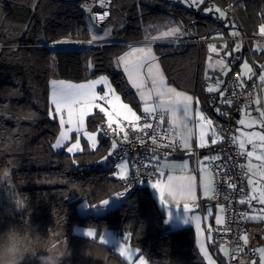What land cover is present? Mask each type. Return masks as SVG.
Returning <instances> with one entry per match:
<instances>
[{
  "label": "trees",
  "instance_id": "trees-1",
  "mask_svg": "<svg viewBox=\"0 0 264 264\" xmlns=\"http://www.w3.org/2000/svg\"><path fill=\"white\" fill-rule=\"evenodd\" d=\"M214 3L221 8L230 5L248 36H254L264 22V0ZM164 12L187 19L196 17L198 38H209L214 28H225L223 19L201 15L167 0H115L106 25H110L112 40L117 42L53 47L52 43L62 40L89 41V18L76 3L0 0V174L8 170L16 186V192L0 196V231L9 224L38 231L50 244L71 252L64 264H129L99 242L103 230L114 232L137 248L138 257H144L149 264H205L192 229L165 230L164 213L148 186L138 188L103 215L78 214L79 201L98 205L121 188L120 179L102 168L100 162L105 155L109 160L110 141L99 136L95 150L83 141V150L73 155L51 147L59 125L49 115L50 81L82 82L107 75L121 99L137 107L133 92L114 63L126 51L127 42L142 39L143 26ZM153 48L168 82L194 92L200 106L212 113L196 77L203 57L201 43H156ZM258 58L264 61V52ZM216 106L219 111L228 109L218 102L213 109ZM98 118V114L89 117L88 127H95ZM75 225L97 230L96 237L73 235Z\"/></svg>",
  "mask_w": 264,
  "mask_h": 264
},
{
  "label": "snow or ice",
  "instance_id": "snow-or-ice-1",
  "mask_svg": "<svg viewBox=\"0 0 264 264\" xmlns=\"http://www.w3.org/2000/svg\"><path fill=\"white\" fill-rule=\"evenodd\" d=\"M100 7H106L108 0H98ZM189 6H196L204 3V0H187ZM85 9L91 13V6L88 4L84 5ZM207 11H215L219 13L218 18H224L225 12L219 8H208ZM109 13L107 11L102 14H93L90 16V20L92 21H104L107 18ZM259 32L262 36H264V25H261L259 28ZM182 30L180 26H172L168 29V31L161 33L160 37L153 36L152 41L159 40L161 38L166 37H178L182 35ZM233 35H237V33H233ZM103 39L102 36L93 34L91 39L88 41L89 44L93 43L96 40ZM145 40L148 41V37H145ZM56 43H68L67 40L57 41ZM239 45L236 46V51H239ZM210 52H217V47L215 45L209 46ZM212 58L209 57V60ZM118 66H122L125 74L128 77V81L131 86L137 90V93L140 96L141 101L144 102L143 113L144 116L141 117L137 115L135 111L127 104L121 101V97L116 94L114 88H112L111 84L108 82L107 77L101 76L98 80H91L87 84H70L65 81H57L53 80L52 84V93H51V103L54 105V108L50 109L49 115L56 119L59 117V126L60 132L59 137L55 140V143L51 145L54 149H61L65 146V141L69 139V133L72 131H76L77 133L84 130V124L86 117L92 115L93 109H99V112L103 113L105 117H107V126L108 129L124 133L123 140L125 142L128 141V132L125 130V127L120 123V120H125L128 122V125L131 126L133 131L144 132L145 129H153V124L149 122L150 119H157L160 124L164 122V114L170 113L173 118L179 114L182 119L176 121L173 119L169 127L175 128L179 127L182 131L176 134V137L170 141L168 144L158 145L159 147L164 148H173L181 147L184 149H191L192 145L189 140L191 137V131L188 129L185 121L189 117V114L192 109V104L194 98L190 95H187L183 92L177 91L175 88L168 85L163 72L160 69L158 63V57L153 52L151 47V42L145 44L144 47H131L130 50L124 55L120 56L117 60ZM219 66L221 69L226 67L224 61L221 59L216 61V64H210V68H214ZM89 67H92L91 63ZM147 67V77L144 76L143 70ZM243 69L247 70V73H253L252 67L248 65L247 62L243 64ZM251 78V76L249 77ZM209 79H211L209 77ZM261 82H264V74L259 76ZM103 84L107 91L103 92V95H100L95 91V86L97 84ZM221 81H217V87H208L209 92H215L219 90V84ZM223 95V92H221ZM157 99H154L153 97ZM105 101V104L108 107L98 103V101ZM231 104V101H226ZM198 103V101H196ZM259 103V101H257ZM111 109V110H109ZM260 112L259 121L254 119H249L247 116L245 119L239 121L241 125L245 127H252L254 124L259 122L261 126H264V110L257 109ZM65 113L67 118H65ZM195 116L200 121L199 128V143L198 146L200 148H204L207 146V140L205 137L207 136L208 129L213 125V121L211 119H207L199 109L195 110ZM143 119L144 123L141 125L140 121ZM69 125L68 129L65 130V125ZM113 124L116 125V129H113ZM74 126V127H73ZM87 139L89 140L91 147L93 149L96 148L97 140L96 134L85 132L84 133ZM118 134V133H117ZM144 135H148L147 132H144ZM212 144L217 143V139L219 138L216 134L215 129H212ZM244 139H240L238 137H233V143H238L239 148L241 150V154H243V150L245 149V144H252L253 150L248 151L246 153L249 158V163L247 165V172L251 173L253 176H259L261 181H264V133L260 132H250V133H242ZM151 141L153 144H157V137L155 135L151 136ZM165 137H161L164 139ZM259 140L260 144L257 145L254 141ZM143 143V141H142ZM118 144L117 141H113L111 148L113 150L117 149ZM259 147L261 151L257 154L256 149ZM80 144L79 136L76 137V142L71 144V146L67 147L68 153H74L76 151H82ZM109 156L113 155L112 151H109ZM255 157L257 161L261 163L259 165H254L251 162V158ZM107 159V157H105ZM205 159L216 160L219 157H205ZM201 183L200 186L202 188L203 194L207 197H211L216 193V189L213 186L212 182V173L208 170L206 166H203V162H201ZM121 169V173L123 175H127L128 162L124 161L123 163L117 165ZM172 167V166H170ZM242 168L244 166H241ZM187 168V162L181 166V171H184ZM122 175V178H123ZM165 176L164 171H158L157 178L155 182L151 183V188L155 190L158 194L159 202L161 205H170L173 202H179L178 198L183 199L185 202L183 204V212L186 214L184 223H191L192 221H196V227L198 231L200 230L198 216H189L188 213L191 212V208L189 206L188 201H195V177L192 176H180L176 177L173 174H168L167 179L162 180L161 178ZM247 183L252 188V194L248 196L247 201L241 199L240 203H251L253 200H258V203L264 205V184L258 183L254 181L252 178H248ZM229 188L235 189L236 185L229 183ZM258 192V195H257ZM120 196L123 193L119 194ZM103 204L105 206L109 205L108 200H104ZM169 217L171 207L168 208ZM223 211V208H221ZM261 212L264 213V209H261ZM242 217L250 218V219H261L264 220V214L259 217H247L246 213H241ZM216 223L222 224L223 218L221 216H216ZM85 235L89 237H95V233L93 231H87ZM211 238V237H209ZM127 239V237L125 238ZM244 244L247 245L249 242V237L247 235H243L241 237ZM101 243H106V240L103 237H100ZM201 252L203 253L205 259L209 261V264H214L211 257L208 255L207 250L204 248V245H200ZM120 254H124V245L121 244L119 248ZM254 251L259 252L261 258V264H264V247H260L255 249ZM227 254V253H226ZM131 257V253L129 254V258ZM140 264H144V258L140 257ZM255 264V261H253Z\"/></svg>",
  "mask_w": 264,
  "mask_h": 264
},
{
  "label": "built area",
  "instance_id": "built-area-1",
  "mask_svg": "<svg viewBox=\"0 0 264 264\" xmlns=\"http://www.w3.org/2000/svg\"><path fill=\"white\" fill-rule=\"evenodd\" d=\"M77 4L78 8L90 19L93 14H102L107 11L108 17L104 21H92L97 29H102L111 16L112 8L115 7V0H108L106 7H100L98 0H70ZM215 0H207V3H214ZM91 6L89 13L84 5ZM225 16L228 21L233 24L238 38L241 40V53L251 56V44L254 36H248L244 33L238 18L235 15L233 8L230 5L223 7ZM125 19V15L121 14ZM185 23L182 39H174L171 44L205 42L198 38L196 32V17L187 19L179 18ZM117 41H107V43H115ZM240 55L234 57L235 62H239ZM251 78H242L237 72L232 71L223 82L220 93L218 95L209 92L208 82L203 84V96L206 105L211 108L213 114L212 128L219 135V143L214 147V157L219 159L211 160L208 170L212 173L213 186L216 193L209 197V201L223 208L222 224H213L210 236H207V246L218 264H251L257 257V252L254 251L260 247H264V227L253 225L248 218L242 217L241 213H246V207L240 203L241 199H245L247 191V169L242 164L243 154L236 143H233L232 138L235 137L236 122L240 113L246 109H254L256 106L259 72L260 67H253ZM223 92V95H221ZM222 100L228 107L229 111L225 117L214 113V105ZM226 101H231V104ZM141 117L144 113L140 114ZM153 124V129H145L148 135L144 132L133 131L127 121L120 122L128 132V141L123 140L124 133L117 129L113 131L108 129L107 120L100 117L95 121V127L98 134L105 140L111 143L117 141L118 147L112 150L113 155L109 158L107 170L111 172L117 171V165L123 161H128L130 165L129 173L123 179H120L121 188L115 193L118 200H123L138 188L148 186L155 182L158 175L157 163L163 159H170L180 156L184 149L181 147L164 148L158 145L168 144L172 141L176 134L164 124H160L157 119H150ZM143 119L140 121L142 125ZM113 129L116 125L113 124ZM118 133V134H117ZM157 137V144H153L151 136ZM161 137H165L161 139ZM143 141V143H142ZM247 151H251L252 147H246ZM198 153L194 149V154ZM241 166H244L243 168ZM229 183L235 184V189L229 188ZM123 193L122 196L119 194ZM247 235L249 242L244 244L241 237ZM211 237V238H209ZM224 253V254H220ZM227 253V254H226Z\"/></svg>",
  "mask_w": 264,
  "mask_h": 264
},
{
  "label": "crops",
  "instance_id": "crops-1",
  "mask_svg": "<svg viewBox=\"0 0 264 264\" xmlns=\"http://www.w3.org/2000/svg\"><path fill=\"white\" fill-rule=\"evenodd\" d=\"M185 3H187L186 6L189 5L188 2H185ZM211 4H213V7H212L213 9L219 8V9L223 10V8H221L218 4H215V3H211ZM203 6H206L205 2L201 5V7H203ZM187 7L188 8L191 7V9H189V10L197 11L198 13H200V11L195 9L194 6H190V7L187 6ZM200 9H202V8H200ZM164 13L168 14L170 12H164ZM206 16H213V17L217 18V17H219V14L215 11H211V12L209 11L206 14ZM223 19L225 20L223 22V25L225 26V28H220V27L214 28V32H213L211 37L200 38V39L204 40L205 42H200L202 45V48H203V57L201 59V62L198 63L197 68H196V77L198 78L199 82L202 84V88H203V84L205 82H208V87H217V81H221V83L219 84V90L213 92L216 95H218L220 93V89H221L223 82L225 81L226 77L232 71L237 72L242 78H247L250 76L251 73H247V70L243 69V64L245 62H247L248 65L252 68L255 66L260 67L259 76L261 74H264V61H261L258 58L259 54L261 52H264V36H262L259 32V28L261 25H264V22L259 26L258 30L254 34V40L251 44L252 53H251V56H248L247 54L241 53L242 43H241V40L238 38V35H235V36L233 35V33H237L233 24H231L228 20H226V16ZM150 23L151 22H148L147 24H145L143 26L144 37L140 40L127 42L128 46H127L126 51L123 52L121 55H119L118 58L120 56L124 55L125 53H127L131 47H144L146 43L151 42V47H152L155 55L158 57V63H159L160 69L163 72V75H164L168 85L175 88L177 91L183 92V93L190 95L194 98V101L192 104L193 111L190 112L189 117L185 121V123L188 126V129L191 131V137L189 140L190 144L192 145L191 149H184L183 148L184 151L180 156L175 157V158L160 160L157 163V167H158V171H164L165 172V176L161 178L162 180H165V181L167 179V175L170 173L176 177H180V176L195 177L194 187H195L196 199H195V201H188L189 206L191 208V212L188 213L187 215L200 217V220H199L200 230L198 231V229L196 227V221H192L191 223H184V219H185L186 214L183 212V204L185 202L183 199L178 198L179 202H173L170 205H168V204L161 205L159 202L158 194L155 192V190H153L151 188V186H150L151 184L148 185V188H149V191H150L152 197L155 199V201L161 207V209L164 213L163 222H164V227H165L166 231H177V230H182V229H192L194 232V236H195V245H196L197 241H198V243L200 241V245L203 244L204 246L205 245L207 246V236H210V234H211L212 225L217 224L216 219H215L216 213H217V208L220 209V215L219 216H221V217H222V211H221V207L219 205L211 203L209 201V197H207L203 194L202 188L200 186L201 174H202L201 173V167H202L201 162H203V159H204L203 166H206L208 168L209 163L212 159L206 160L205 157H209V158L214 157V150L213 149L219 143V138L217 139V143L212 144L211 141L213 139V135H212V129L213 128L211 126V128L208 129L207 136L205 137V139L207 140V146L204 148H200L198 146L199 134H200V128H199L200 121L195 116V110L200 109L202 111L201 113L207 119H212L213 114L210 112L208 114L206 113V111L200 106L199 101H198L194 92L181 89V88H179V87L168 82L167 76H166V74L163 71V68L161 66V63L159 60V55L155 52L153 45L156 43L171 44L170 42H172L174 39H177V38H173V40H165V39L162 40V38H161L159 40L152 41L151 38L153 36L160 37L161 32L162 31L166 32L167 30L162 29V25H160V24L156 25V27H150V26L147 27V25ZM157 27L159 29H156ZM109 34L111 35L110 31H109ZM97 35L102 36L103 39H101L100 41H94V42L99 43V42L110 41V40L114 39L111 36L108 37L109 35H104L102 32H98ZM146 36L148 37V41L145 40ZM69 43H72V42H69ZM200 43L198 44V46L200 45ZM55 44H60V43L55 42ZM210 45H215L217 47V52H215V53L210 52L209 51ZM237 45L240 46L239 51L235 50ZM252 54H253V56H252ZM239 55L241 57L240 61L235 62L234 57L239 56ZM209 57H211L212 59L209 60ZM118 58L115 60L114 64L121 71V73L123 74V76L127 82L128 87L133 92L135 99H136V102H137V107H132L128 103L127 104L133 109V111H135L137 113V115H140L143 113L144 102L141 101L140 96L137 93V90L134 89L131 86V84L129 83L128 77L125 74L123 67L118 66V64H117ZM221 59L224 61L225 65H226V67L224 69H221L219 66H216L214 68L209 67L210 64H216V61H219ZM143 74L145 77H147V75H148L147 67H145V69L143 70ZM209 77L211 79H209ZM99 78L100 77H97V78L92 79V80H98ZM53 80L65 81L66 83L75 84V85L87 84L89 81H91V80H89V81H82V82H73V81L62 80V79H53ZM53 80H51L49 83V103H50L51 109L54 108V105H52V103H51V93H52L51 82ZM95 91L97 93H99L100 95H103V92L107 91V89L101 83V84H97L95 86ZM116 94H118V93H116ZM153 98L157 99L155 96ZM121 101L124 102L122 99H121ZM196 101H198V103H196ZM257 101H259V103H257ZM98 103L104 105L105 107H108L105 104V101H103V100L98 101ZM124 103H126V102H124ZM218 103L221 104V107L226 106V104H224L222 100H219ZM219 109H220V107L216 106L214 108V113H217L219 115H223L224 113H226L228 111L227 108H225L222 111H219ZM257 109L264 110V82H261L260 79H259V83H258L256 106L254 109H246L240 113V116L236 122L235 137H238L240 139H244V137L242 136V133H250V132L264 133V126H261V124L259 122L254 124L252 127H245L244 125H241L239 123V121L242 119H245L246 116L249 119H254V120L259 121L260 112L257 111ZM109 110H111V109H109ZM95 114H98V115H100V117L107 120V117H105L103 113L99 112V109H93L92 115L86 117V119H85L84 130L79 132V133H77L76 131L70 132L69 133V139L67 141H65V146L61 149H54V148L53 149L56 151H64L65 153H67V147L71 146V144L74 142L75 138L78 135H83V133L89 131V129L95 130L97 132L96 127H93V128L88 127V118L95 115ZM65 118H67L66 113H65ZM51 119L56 121L59 125V117H57L56 119H53L51 117ZM173 119H175L176 121H179L182 119V117L179 114H177V116L175 118H173L170 113H165L163 124L165 127L171 129L175 134H177L178 132L182 131V129L179 127H175V128L169 127V124ZM122 121H125V120H120V122H122ZM68 127H69V125L66 124L65 130H67ZM59 132H60V126H59ZM217 136L219 137L218 134H217ZM58 137H59V133H58L56 139ZM81 137L83 138V136H81ZM254 142L257 145L260 144L259 140H255ZM54 143H55V141L53 142V144ZM87 143H88V141H87ZM236 144L239 147V144L238 143H236ZM111 145H112V143H111ZM248 146L252 147V144H247V143L245 144V149L243 150V159H242V164L245 166L246 169H247V165L249 163V158L246 155V153L248 152L246 150V147H248ZM194 149L198 150V153L196 155L194 154ZM112 150L113 149L111 148L110 151H112ZM252 150H253V147H252ZM260 151H261V149L259 147H257V149H256L257 154H259ZM109 158H110V156H109ZM185 162H187V168L184 171H181V166L184 165ZM251 162L254 165H259L261 163L260 161H257L255 159V157L251 158ZM108 163H109V160H108ZM170 166H172V167H170ZM129 169H130V165L128 162L127 175L129 173ZM117 171L121 173V169L119 167H118ZM122 175L123 174H121V176ZM127 175H123V178L126 177ZM247 175H248L247 180H248V178H252L254 181H257L258 183L264 184V181H261L259 176H253L251 173H248V172H247ZM251 194H252V188L247 183V191L245 193V199L244 200L247 201L248 196ZM257 195H258V192H257ZM243 205L246 207L247 217H249L250 214H253L255 216H260V215L255 214L256 212L261 214V215L264 214L261 212V209H264V205L259 204L258 200H253V201H251L250 204L245 203ZM169 207H171L170 217H169V210H168ZM253 212H255V213H253ZM207 213H208V216L210 215L209 220L206 219ZM248 220L253 225H258V226L264 225L263 224L264 220H261V219H255L254 220V219L248 218ZM208 224H209V227H207ZM262 227H264V226H262Z\"/></svg>",
  "mask_w": 264,
  "mask_h": 264
},
{
  "label": "rangeland",
  "instance_id": "rangeland-1",
  "mask_svg": "<svg viewBox=\"0 0 264 264\" xmlns=\"http://www.w3.org/2000/svg\"><path fill=\"white\" fill-rule=\"evenodd\" d=\"M167 1H169L171 3L173 2L174 4L182 6V7L186 8V9H188V10L191 9V7L189 5H187V6H189L190 8H188L186 6L187 3H185V2H187V0H167ZM204 2H205L206 6L201 7L202 4L199 5V7L194 6L195 9L200 11L201 15H206L209 12L206 9L213 7V4L207 3V0H204ZM200 8H202V9H200ZM179 18H180V16H177V15L173 14L172 12H170L168 14H166V13L159 14L154 19H152L150 21L151 23L148 24L147 27L148 26L156 27V25L160 24V25H162V29H166L168 31V29L170 27H172V26H180L181 30H182V33H183L182 35H180L178 37H166V38H162V40L163 39H165V40H173V38L182 39L183 36H184L183 28H184L185 23H183ZM220 19H223V18H220ZM88 26H89V28L91 30V36L93 34H97L98 32H102L104 35H109L108 37L111 36L109 34L110 25H106L102 29H97L94 26L93 22L89 19ZM156 29H159V28L157 27ZM161 33H163V31ZM90 39H91V37H90ZM100 40L101 39L96 40V41H100ZM102 43H107V41H103V42H99V43L98 42H93L91 44H89L88 41L87 42H72V43L68 42V43H60V44L53 43L54 44L53 47H64V48H70V47H73V46L90 47V46H94V45H100ZM101 76L107 77L108 82L111 84L112 88H114L113 84L111 83V81H110V79H109V77L107 75H101ZM101 76H98V77H101ZM199 111L202 112L200 109H199ZM206 113L208 114V112H206ZM87 132L96 134V140H97L96 148H97V146L99 144V140H100V137H99L98 133L95 130H92V129H89V131H87ZM78 136H79V139H80V144H81V148L82 149L84 148L83 141H85L86 143L88 141V143H87L88 145L87 146H88V148L90 150H95L96 149V148L93 149L91 147V144H90L89 140L87 139V137L85 136L84 133H83V135H78ZM81 136H83V138ZM75 142H76V138H75L73 143H75ZM110 144H111V142H110ZM110 150H111V147H110L109 151ZM79 152H81V151H76L74 153H68L67 152V154L73 155V154H76V153H79ZM105 156L100 160L101 166L104 169H106L108 167V160L105 159ZM203 162H204V159H203ZM121 174L122 173H120L118 171L113 172V175L116 178H118V179H122ZM14 192H16V186L13 184V182L11 180L10 172L8 170H5V171H3L0 174V196H5V195H8V194H12ZM105 200L109 201V205L108 206H105L103 204L104 200L102 202H100L98 205H94V206H90V205L87 204V202L85 200H81L76 205L77 212H78V214L80 216H88V215L98 216V215H103L107 211L116 208L119 205V203H120V200H118L115 197V195H112L111 197H109V198H107ZM253 213H255V212H253ZM255 214L261 215V214H259L257 212ZM219 215H220V209L217 208L216 216H219ZM253 216H255V215H253V214L249 215V217H253ZM255 217H259V216H255ZM206 219L207 220L210 219V215L208 216V213L206 215ZM263 224H264V222H263ZM262 226H264V225H262ZM207 227H209V224L207 225ZM90 230L93 231L97 235V230H95L93 228H90V227L80 226V225L73 226L72 234L80 236V237H83V238H87V239H93V238L96 237V235H95V237H89V236L85 235V233L87 231H90ZM100 237H103L106 240V243H102V244L111 247L112 250L117 255H119L124 261L128 262L129 264H140V257L141 256L138 257L139 250L137 248L129 245L125 240H121L120 237L117 236L114 232H112L110 230H103L99 234V238H98L99 242L101 243ZM121 244L124 245V254L123 255H121L120 251H119V248H120ZM196 248L199 251L200 256L203 258L205 264H209V261L207 259H205L203 253L201 252L200 241H199V243H198V241L196 242ZM204 248L207 250L208 255L211 257L212 261H214V264H218L216 262V260H215V257L213 256V254L209 250V248L206 245L204 246ZM130 253H131V257L129 258V254ZM220 254H224V253H220ZM253 261H255V264H261V258H260L259 252H257V257ZM253 261L251 262V264H253ZM144 264H149V262L145 258H144Z\"/></svg>",
  "mask_w": 264,
  "mask_h": 264
},
{
  "label": "clouds",
  "instance_id": "clouds-1",
  "mask_svg": "<svg viewBox=\"0 0 264 264\" xmlns=\"http://www.w3.org/2000/svg\"><path fill=\"white\" fill-rule=\"evenodd\" d=\"M70 256V251L50 244L47 238L27 226L9 224L0 231V264H29L30 261L36 264H64Z\"/></svg>",
  "mask_w": 264,
  "mask_h": 264
}]
</instances>
